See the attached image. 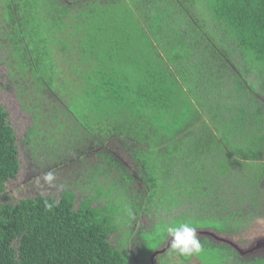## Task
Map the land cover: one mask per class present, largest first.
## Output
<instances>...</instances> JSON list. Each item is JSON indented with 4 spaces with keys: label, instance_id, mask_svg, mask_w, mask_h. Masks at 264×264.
Returning a JSON list of instances; mask_svg holds the SVG:
<instances>
[{
    "label": "trees",
    "instance_id": "1",
    "mask_svg": "<svg viewBox=\"0 0 264 264\" xmlns=\"http://www.w3.org/2000/svg\"><path fill=\"white\" fill-rule=\"evenodd\" d=\"M1 9L18 89L56 95L73 136L99 159L109 143L123 145L140 187L126 188L135 178L110 154L78 201L70 188L15 199L7 183L20 168L16 134L0 104V264H135V245L146 264L168 227L229 233L261 217L264 98L253 93L264 95V0H1ZM38 127L29 138L42 135ZM231 182L237 193L251 185L248 210L232 208L240 197L231 204L233 188L220 187ZM186 204L197 212L165 221ZM158 212L166 214L151 216ZM130 221L137 235L129 241L124 229L112 243ZM201 246L223 264H264Z\"/></svg>",
    "mask_w": 264,
    "mask_h": 264
},
{
    "label": "rangeland",
    "instance_id": "2",
    "mask_svg": "<svg viewBox=\"0 0 264 264\" xmlns=\"http://www.w3.org/2000/svg\"><path fill=\"white\" fill-rule=\"evenodd\" d=\"M3 12L4 10L1 9L0 19H2V21ZM3 23L5 24L4 21ZM3 28V26L0 27V34L6 32ZM0 42V104L7 111L8 121L16 134L18 159L20 163L17 177L7 183L9 194L12 192L14 198L17 200L24 197H34L36 194L58 198L64 189L70 188L76 192V201L82 199L83 194L89 192L90 188H87V180L90 172L94 168V164L89 166L88 169L82 173L80 169L82 168L80 161L73 159L83 153H87L86 158H88L93 154L92 145L88 142L85 143L86 146L80 145L79 138L76 137L78 135L73 134V124L75 120L70 114L65 112L64 108L59 107V103L61 102H58L55 97L56 95H51L47 99H45L43 95H38L37 99L36 93H34L32 97L30 91L23 94L22 90L20 91L18 89V78L14 74H11L9 64L5 62L6 48L4 47L6 43L3 37L0 38ZM255 94L258 96V101L260 100L259 104L262 105L261 100L264 98V95L259 97L258 93H253L254 96ZM26 99L29 100L26 101ZM33 107L37 109H34ZM36 116L38 119H36ZM56 116L62 118L57 120L58 124L54 121ZM36 123L39 125L38 128L42 135L38 136L37 139H31L32 137L29 138L31 133L30 130L35 127ZM80 139L82 141L85 139L83 132ZM115 144L117 143L111 142L109 143V147L111 148L112 145ZM31 145H35V148L31 149ZM114 155L120 158L126 157L123 152ZM128 161L129 159H127L126 162L128 163ZM91 162V159L87 160V163L91 164ZM262 163V168L264 169V161H262ZM254 167L256 166H253V168ZM258 168H261V166L257 167L256 170ZM251 171L256 172L253 169H251ZM240 173L241 171L238 169V174ZM254 177L255 176L253 175L252 178ZM248 180H251V178L248 177ZM232 181H235V179H232ZM97 182L104 184L100 179ZM236 186H238V184H236ZM236 186L233 182H231L230 185L225 183L220 184L221 188H233L234 197L231 198V204L234 199L240 197L239 203L236 202L237 204H232V208L239 209L245 206L248 210L249 207L246 206L248 204L246 195L249 192L244 190V188L252 187L251 185L240 187L244 193L240 191L237 193L236 188L239 187ZM258 186V188L261 187L262 190V193L259 194V196H261L259 200L261 207L259 213L261 214V217L252 219L247 224L240 226L236 231H231L229 233L219 232L220 236L231 241L234 245L233 247H237V249L243 252L242 255L244 258H238L242 262L252 260L254 256L264 257V245H257L259 239L264 242V185L261 186L258 184ZM242 200H245L244 204L242 203ZM191 206L192 205L186 204L185 206H182V208L173 209L168 213V216L166 217L168 220L166 221L173 219L177 214L184 211H188V215L193 214V211L190 210ZM232 208L228 211H231ZM218 209H220V207H218ZM151 216L156 219L153 213ZM143 219L148 221L150 220V217L144 216ZM144 227H146V224H144ZM120 229H122V231L119 230L117 233L110 236L109 239L112 243H115L116 240L124 236V229L126 230V233L127 230H134L131 226V221L130 224L122 225ZM211 245H219V247L227 250L229 248V246L226 247V244L212 243ZM210 252H212L213 255ZM133 253L135 254L137 252L133 250ZM191 256V264H200V262L201 264H223L221 261L222 255H218L217 252H214L212 249L208 250L202 248L199 253H195ZM133 258L132 260L135 264H138L139 261H136L135 258ZM226 261L230 264L235 263L232 258H229ZM147 264L149 263L147 262Z\"/></svg>",
    "mask_w": 264,
    "mask_h": 264
},
{
    "label": "flooded vegetation",
    "instance_id": "3",
    "mask_svg": "<svg viewBox=\"0 0 264 264\" xmlns=\"http://www.w3.org/2000/svg\"><path fill=\"white\" fill-rule=\"evenodd\" d=\"M2 18H3V21L5 22V24L3 23V21H2V19H0V22H2L3 24H4V26H10V25H8L7 24V22L5 21V19H4V17H3V15H2ZM0 25L1 26H3L1 23H0ZM5 33V32H4ZM2 35V33L0 34V38L1 37H3V39L5 40V43H7V44H9L8 43V41H7V39H5L4 38V36H1ZM0 45H1V42H0ZM4 48H6V46L4 47ZM37 95H39V96H42V93H40V94H37ZM37 97V99H38V96H36ZM45 97V96H44ZM45 99H46V97H45ZM43 103V102H42ZM37 106V105H36ZM34 108V107H33ZM37 109V108H36ZM100 149V148H99ZM98 149V150H99ZM95 151H97V149H95V148H93V151H92V156H93V158H91V160H92V162H91V164L90 163H87V159H86V156H87V154L86 153H83L82 155H79V156H77L75 159H73V160H77V161H80V164H81V167L82 168H80L81 169V172L83 173L84 171H86L87 169H88V167L89 166H91L92 164H95V166L97 165L100 169H102L103 168V166L105 165V166H108V165H110L111 163H109L110 161L108 160V158L106 157V156H108V155H110L111 154V156L115 159V160H118L119 162V164L120 165H122L126 170H127V172H130V174H131V176H132V178H135L134 180L136 181V182H134V181H132L131 182V185H126V188H139L140 187V185H139V183L137 182V176H136V173H135V171H133V169H131L130 168V165H131V162H130V157L128 156V155H126V149H124V147H123V145H121V144H115V145H112V147L110 148L109 147V149H107V152L105 153V158L106 159H104V158H101V159H99L97 156H96V154H95ZM123 152V154H125V158H120V157H117L116 155H114V154H120V153H122ZM85 159V160H84ZM127 159H129V161H128V163L126 162L127 161ZM83 160V161H82ZM70 162V161H69ZM112 165V164H111ZM94 166V167H95ZM95 170V168H93V171ZM77 173H79V172H77ZM81 174V173H80ZM107 178L108 179H111L110 177H108L107 176ZM123 187H124V184H123ZM16 189V188H15ZM75 192V191H74ZM76 193V192H75ZM193 206V205H192ZM191 206V207H192ZM194 206H196L195 204H194ZM193 211V214H194V212L196 211L197 212V210L196 209H193L192 210ZM155 213V212H154ZM183 213V212H182ZM182 213H179V214H182ZM165 212H158V214L156 213V214H154V216L156 217V219L157 220H160V216H165ZM179 214H177L175 217H173V218H179L180 216H179ZM168 216V213L166 214V217ZM209 216V214H208V212H205L204 213V217H208ZM165 217V221L166 220H168L167 218ZM142 220H144V219H142ZM156 220V221H157ZM172 220V219H171ZM171 220H169V221H167V222H171ZM128 224H130V222H128ZM131 226L133 227V231L131 230L130 231V236H129V241H132V237L133 236H135V234L137 233V225L134 223L133 224V222H131ZM142 227H144V224H143V226ZM194 228H196V227H194ZM117 233V232H116ZM137 235V234H136ZM169 237H170V234L166 237V239L164 238V242H163V244L160 246V247H158V248H155L154 250H153V252L152 253H150L149 254V256L148 257H150V256H152V254L155 252V251H160L161 253H159L158 254V256H157V260L155 261V264H191V261H192V256H182V255H179L174 249H172V247H171V243H169V247H166L165 249L164 248H162V247H164V246H166V244H167V242H168V239H169ZM136 239V238H135ZM206 241H209L208 239L206 240ZM202 242V241H201ZM129 244H130V247L132 248L133 247V244H132V242H129ZM137 244H138V242H137ZM221 244V243H220ZM227 246H229V248L230 249H233V250H235L232 246H230V245H228V244H226ZM139 247H137L136 245L134 246V249H131V251L133 252V250H135L136 252H137V249H138ZM235 252H236V250H235ZM133 255H135L134 253H133ZM147 257V258H148ZM254 257H256V256H254ZM201 264V263H200Z\"/></svg>",
    "mask_w": 264,
    "mask_h": 264
},
{
    "label": "clouds",
    "instance_id": "4",
    "mask_svg": "<svg viewBox=\"0 0 264 264\" xmlns=\"http://www.w3.org/2000/svg\"><path fill=\"white\" fill-rule=\"evenodd\" d=\"M167 231L171 236V247L179 255L191 256L201 251L202 246L197 230L188 223H182L176 227H168Z\"/></svg>",
    "mask_w": 264,
    "mask_h": 264
},
{
    "label": "water",
    "instance_id": "5",
    "mask_svg": "<svg viewBox=\"0 0 264 264\" xmlns=\"http://www.w3.org/2000/svg\"><path fill=\"white\" fill-rule=\"evenodd\" d=\"M197 230V233H198V238L200 240V243L202 245V243H204L207 239L209 240L208 242L210 244L212 243H221V244H228V245H232V247L234 246L231 241L229 239H226L225 237H222L219 235V231L218 230H211L210 228H195ZM223 233V232H221ZM259 238V237H257ZM171 241V236L169 237L168 239V242L166 244V246L162 247V248H166V247H169V243ZM202 241V242H201ZM219 242V243H218ZM257 245L258 246H261V245H264V242L262 240L259 239V241L257 242ZM236 252H237V255L239 256V258H244V256L242 255L243 252H241L239 249H237V247H233ZM161 253L160 251H155L152 256L148 257L146 259V264L147 262L149 264H155V261L157 260V256L158 254Z\"/></svg>",
    "mask_w": 264,
    "mask_h": 264
}]
</instances>
